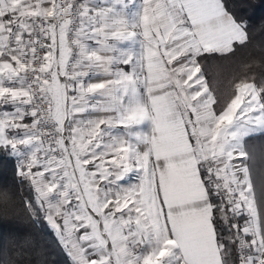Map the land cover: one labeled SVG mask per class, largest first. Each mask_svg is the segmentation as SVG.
<instances>
[{"label": "snow or ice", "instance_id": "snow-or-ice-1", "mask_svg": "<svg viewBox=\"0 0 264 264\" xmlns=\"http://www.w3.org/2000/svg\"><path fill=\"white\" fill-rule=\"evenodd\" d=\"M254 65L229 0H0V264H264Z\"/></svg>", "mask_w": 264, "mask_h": 264}, {"label": "trees", "instance_id": "trees-1", "mask_svg": "<svg viewBox=\"0 0 264 264\" xmlns=\"http://www.w3.org/2000/svg\"><path fill=\"white\" fill-rule=\"evenodd\" d=\"M235 2L237 4V14L250 22V26L256 27L260 24L261 20H264V0H229V5ZM261 36L257 35V40H260ZM256 55L259 56V51L256 50ZM205 73L210 85L214 90L219 93H227L231 88L229 80L233 74L230 71H225L223 68L216 66L213 63H208L205 66ZM252 71L261 73L264 72V68L259 66H253ZM259 83V78L257 79ZM12 161H5L0 170H3L4 175L8 178L12 176Z\"/></svg>", "mask_w": 264, "mask_h": 264}]
</instances>
